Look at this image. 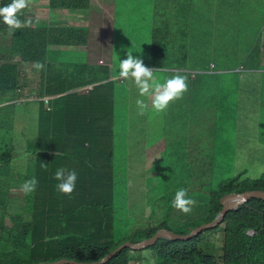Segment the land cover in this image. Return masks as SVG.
Returning a JSON list of instances; mask_svg holds the SVG:
<instances>
[{"label": "trees", "instance_id": "trees-1", "mask_svg": "<svg viewBox=\"0 0 264 264\" xmlns=\"http://www.w3.org/2000/svg\"><path fill=\"white\" fill-rule=\"evenodd\" d=\"M198 1L150 0V7L141 4L138 9L142 12L145 7L149 9L143 25L151 22L149 47H139V54H143L142 59L146 61V66L160 69L158 72L161 82L176 73L188 76V91L179 99L176 107L178 111L185 112L186 116L192 115L202 123L200 140L196 144L194 142L197 153L201 154L202 143H212L211 150L214 152L218 140L225 138L230 131L229 119H237L241 114H237L230 107L232 101L229 94L233 89L227 91L228 88L223 84L220 85L221 91L219 84L211 78L228 72L219 71L210 57V43L206 46L203 44L209 37L212 18L210 11H205ZM11 2L12 0H1L0 8ZM226 3L228 2L225 1L221 7H225ZM209 6L214 7V4ZM49 9L60 10L64 14L89 11L97 14L92 17L94 21H105L107 10L112 11V14L116 12L115 0L112 3L109 0H49ZM28 10H22V15L18 13L21 20L31 19L29 14L33 9L29 12ZM38 11L34 9L33 14ZM32 20L30 27L10 29L0 17V33L9 31L11 37L8 45L11 50L0 51V264H33L63 258L95 262L127 240L137 242L153 236L160 228H168L164 223L163 208H173L174 196L172 198L168 192L166 196L161 195L166 198L165 202L156 198L152 204L148 225L132 231L125 229L126 225L120 224L117 227V212L122 205L115 204L116 192L119 190L116 185L115 156L125 145L122 149L118 148L117 140L122 139V130L121 133L117 130V125L120 126L121 123L116 119L123 113L118 104L123 91L127 93V88H120L117 81L109 80L111 62L108 58L109 63H96L95 66L76 65L73 61H68L74 51H68V59H65L67 56L51 58L50 53L54 50L50 48V44L53 42L70 44L78 41L92 44L91 25L51 26L47 21L38 23ZM202 22L208 27V32ZM255 22V14L240 29L225 21L221 25L223 34L216 41L218 45L224 43L230 51L238 53L237 48L244 51L238 56L240 59L236 66H243V69L236 71L241 76L232 79L238 84L239 80H245V88L240 93L244 100L253 99L259 91L253 74H258V71L264 73V65H259L260 57L264 56L261 42L264 29L261 26L251 27ZM187 30L190 33L185 38L184 33ZM251 36L258 39L257 43L242 46ZM92 46L95 51L87 48L88 58L92 61L104 60V53L108 51L109 54L111 49L109 45L110 48L94 43ZM203 46L205 47L202 48ZM14 58L17 59L16 62H13ZM27 61L33 64L41 62L45 66L46 75L41 80L42 87L47 95L54 98L47 104L42 103L37 134L28 141L26 155L29 154V157L25 156V160L21 161L24 163V170H16L18 164H13L16 158L10 147L11 143L4 141L8 132L14 130L5 125H13L15 120L17 104L12 101L16 99L18 68ZM198 66L204 71H196L193 76L185 70L187 67L197 70ZM172 68H184V71ZM86 85L93 86L91 89H81ZM5 102L8 103L2 104ZM229 111H232V116ZM167 129L169 132L171 127L167 126ZM233 133L238 132L235 129ZM245 141L241 140L244 147ZM248 153L250 152L247 150L246 154ZM233 157L238 160L235 174L219 182L218 189L206 194L208 217L205 222L213 220L222 209L221 198L224 195L249 189L264 190V172L258 177H250L249 170L242 163V156L237 154ZM166 160L169 161L167 158ZM44 164L47 166L44 167ZM58 168L75 170L78 174L76 189L71 197L60 193L56 188L59 181L54 176ZM187 168L182 176H191L192 181L182 178L175 180V183L179 189L192 191L191 186L194 182L198 183V176L193 165L192 172ZM198 172L201 174V170L198 169ZM33 176L38 180V186L34 193L27 195L21 190V185ZM163 176L172 178L174 175L167 172ZM14 199L20 200L23 206L21 212L14 209ZM253 200L255 199L248 203ZM248 203L229 212L224 221L244 210ZM143 206L145 205L141 202L139 207ZM124 207V211L130 216L129 221L133 220V215H137L135 206ZM141 216L138 213L137 217ZM214 229L205 230L190 240L159 239L143 250L127 247L117 252L105 264H151L152 260L155 264H225L224 247L220 253L222 255L219 256L213 255L209 243H200L205 234ZM238 229L240 225L233 228V232ZM121 231L125 236L129 232V236L125 239L118 238L117 233Z\"/></svg>", "mask_w": 264, "mask_h": 264}, {"label": "rangeland", "instance_id": "rangeland-1", "mask_svg": "<svg viewBox=\"0 0 264 264\" xmlns=\"http://www.w3.org/2000/svg\"><path fill=\"white\" fill-rule=\"evenodd\" d=\"M109 1L112 3L113 0ZM225 1L228 3L222 8L221 5ZM198 2L201 7L205 8V11H210L212 18L209 37L206 38L203 44L206 46L208 42L210 43V57L217 68L220 69L219 71L228 72L211 78L219 86L225 84L228 88L227 91L233 89L229 94V99L233 104H238L233 105L231 103L230 107L235 109L234 111L237 114H241V117L237 119H229L230 131L225 138L218 140L215 151L211 150L212 143H202L200 145L201 154L197 153V147L194 146L192 140L193 138L196 139L195 144L200 140L202 123L198 122V118L192 115L186 116L185 112L177 110L176 105L179 99L172 102V107L169 106L166 112L157 114L152 111L150 101L139 96L134 82L130 80L122 82L117 78L119 60L127 58L128 49L131 48L134 56L142 58L143 54H139V47L141 45L146 48L149 47L151 22L143 25V19L148 16L149 9L147 10L146 7L151 6L152 2L150 0H115L116 12L112 14V11L107 10L105 21L92 20V17L97 14L89 11L67 12L64 14L54 9L49 10L47 9V0H38L37 2L31 0V4L27 8L29 9L32 6L31 14H27L38 23L47 21L51 26L67 25L69 23L91 25L92 44L78 41H73L70 44L69 42L56 43L51 41L53 43L50 42V48L54 52L50 53V56L53 59L58 58L61 51L63 56L67 50L78 49L68 61L76 60L78 57L85 55L86 52L87 55L89 54L88 47L95 51L92 46L93 43L95 45L99 44L101 47H111L109 54L108 51L104 53L105 63L108 62L107 58L111 62V79H115L118 82L117 86L120 88H127V93L123 91L118 104L123 113L121 117L116 119L117 122L121 123L120 126L117 125V130L119 129V133L122 130V139L117 140L118 148L122 149L125 145V148L118 151L115 156L116 185L119 188L116 192L115 204L120 203L122 205V208L117 212V227L120 224L126 225L125 229L128 228L132 231L135 228L148 225L150 223L149 217L152 215V204L156 198H161L165 202L166 198L162 196L164 194L166 196V192L170 193L173 198L177 191L175 189H179L175 180L184 178L192 181L191 176H182V173L188 169L187 167L192 172V165L197 173L198 180L196 179V181L198 183L193 181L195 185L191 186L193 190L188 189L189 196L196 201L191 213L184 214L174 208H163L165 209L163 211L165 225L169 230L178 234H188L196 227L206 223L205 219L208 217L205 203L206 194L213 189H218L219 182H223L235 174L238 168V160L233 157L234 155L242 156V163L245 164V169L249 170L248 176L258 177L264 172V73L258 71V74H253L255 84L259 89L253 99H242L240 93L241 89L245 88V80H239L238 84L232 79L241 76V74H236L239 69L236 66L239 64L240 57L238 58V56L243 54L244 51L237 48L238 53L233 52L228 50L224 43L218 45L216 42L223 34L221 25L225 21L233 23L234 27L240 29L244 26V22L255 14L256 22L251 27H262L264 25V0H199ZM141 4L146 5L143 12L138 9ZM209 4H214V7L209 6ZM37 6H39L38 10L42 13L41 15H38L37 12L36 15L33 14ZM105 8L108 9V7ZM56 12H59V14L56 15ZM49 14L51 15L49 16ZM201 24L208 32V27L204 25V22ZM195 31H197V27ZM189 33V30L185 31V38L189 36ZM257 41L258 39L251 36L242 46L257 43ZM261 42L264 53L263 33ZM1 50L10 51L11 48L6 43H0ZM65 59H68V56ZM263 59L264 56H261L259 65L261 63L264 65ZM16 61L15 58L13 62ZM144 63L147 65L146 61ZM234 67H236L235 71L233 70ZM18 69L15 120L13 125L7 123L5 125V127L13 128L14 131L8 132L4 141L7 140V143H11L10 147L16 158L13 164H18L15 169L24 170V163L21 161L25 160V156L29 157V154L26 155L28 141L37 134L41 107L39 100H32L27 104H23L25 101L24 96L31 89V95L43 91L42 82L39 79L43 77L45 70H37L35 64L28 61L20 64ZM172 69L184 71V68ZM185 70L190 73L191 71H204L201 66H198L197 70L191 67H187ZM154 75L158 79L161 78L158 71ZM22 82L26 84L30 82L31 86L22 85ZM19 88H21L24 96L18 94ZM138 98L145 99L150 105L149 110L143 116L138 115L135 103ZM229 112L232 116V111ZM167 126L171 127L169 132ZM235 129L238 132L236 134L233 133ZM163 131L166 133V139L164 140L159 139L160 135L161 137L164 136ZM3 132L5 131L3 130ZM203 138L201 134V139ZM243 139L246 140L245 147L241 142ZM247 150L250 153L246 154ZM249 165H253V167L250 168ZM198 169L201 170L202 175L199 174ZM167 172L174 176L165 178L163 173L166 174ZM13 184L16 183L13 182ZM12 202L14 203V209L21 212L23 206L20 204V200L14 199ZM141 202L145 206L139 207ZM125 205L128 207L135 206L137 215L140 213L142 216L138 218L134 214L133 220L129 221L130 216L124 211ZM239 225L242 228L233 232V228ZM125 229L122 231H125ZM122 231L117 233L118 238L125 239L129 236L128 231V236H125ZM204 242L209 243V248L213 249V255H222L220 253L222 247H224L223 260L225 264H264V200L255 199L248 203L244 210L223 221L216 229L207 232L203 240H200L202 245H207ZM145 252L148 251L145 250Z\"/></svg>", "mask_w": 264, "mask_h": 264}, {"label": "clouds", "instance_id": "clouds-1", "mask_svg": "<svg viewBox=\"0 0 264 264\" xmlns=\"http://www.w3.org/2000/svg\"><path fill=\"white\" fill-rule=\"evenodd\" d=\"M47 1H48V9H49V0ZM30 4H31V0H12L10 4L0 8V17L3 18V22L6 25H8L10 29H20L22 26L30 27L33 24V20L32 19L21 20L20 15H18V13L22 15V10L28 8ZM262 28L264 29V26L261 27V29ZM0 40H1L0 43H6L7 45H10L11 43L10 32L9 31L6 32L4 30L3 33H0ZM88 57L89 55H87L86 52L85 55L78 57L76 60L73 59L72 61L76 65L88 64L90 66H95L96 63L100 65L106 64L105 60L103 59L92 61L91 58ZM34 64L37 70H41V69L45 70V74L43 75V77H45L46 75L45 66L41 62H36ZM152 68L153 67L146 66L142 58L134 56L133 51H131L130 48L127 50V58L123 60H119V65H118L119 71L117 78L122 80H130L134 82L135 86L138 89L139 96L147 98V100L150 101L152 111L159 114L166 112L172 102L183 98L184 94L188 91V83H187L188 76L186 74L176 73L171 78L165 80L164 82H161L154 75V73L159 71L160 69H152ZM239 69H243V66H240ZM195 73L196 71L194 72L191 71L192 75H194ZM26 75L29 76L28 74ZM42 78H40L39 80L41 81ZM109 80H115V79H111V75H110ZM22 85L31 86V83L29 82L28 84H26L25 82H22ZM92 86L93 85H86L81 89H91ZM31 92L32 89L29 93L25 94L24 96L21 88L18 89V94L25 97V101L23 102V104H27L32 100H37V101L39 100L42 106V103L47 104L51 99L54 98V96L47 95L44 89L43 91H38L35 95H31L32 94ZM12 102H16V99L13 100ZM135 103L137 106L138 115L143 116L149 110L150 105L148 102H146L145 99L138 98ZM2 104H7V102ZM159 137H160L159 139H161V135ZM164 139H166V134H164V137H162V140ZM195 140L196 139L193 138L192 142L194 143ZM43 166L46 167L47 164H44ZM54 179L59 181V183L56 185L57 190L60 193H63L71 197L72 193L76 189V183L78 179L77 172L75 170H70L67 168H58L57 171L55 172ZM37 186H38V180L36 179L35 176H33L27 179L21 185V190L25 194L31 195L36 191ZM232 193H238V192H232ZM195 205H196V201L189 196L188 189L180 188L175 192L174 198L172 200L173 208L181 211L184 214H189L191 213ZM151 264H155V261L152 260Z\"/></svg>", "mask_w": 264, "mask_h": 264}, {"label": "water", "instance_id": "water-1", "mask_svg": "<svg viewBox=\"0 0 264 264\" xmlns=\"http://www.w3.org/2000/svg\"><path fill=\"white\" fill-rule=\"evenodd\" d=\"M251 199L264 200V190L249 189L243 192L231 193L225 195L224 197L221 198L222 209L219 211L216 217L212 221L196 227L188 234H178L169 230L168 228H160L151 237L144 238L137 242H132L130 240L125 241L116 249L110 251L102 259L95 262H82L74 259L63 258L57 261H50V262L42 261L33 264H105L109 260H111L117 254V252L127 247L134 250H143L148 248L149 246L154 245L159 239L190 240L194 236L202 233L204 230L213 229L219 226L225 220V217L229 212L237 210L239 207L249 202Z\"/></svg>", "mask_w": 264, "mask_h": 264}, {"label": "crops", "instance_id": "crops-1", "mask_svg": "<svg viewBox=\"0 0 264 264\" xmlns=\"http://www.w3.org/2000/svg\"><path fill=\"white\" fill-rule=\"evenodd\" d=\"M34 1L37 2L38 0H34ZM38 7H39V6H37V9H38ZM31 8H32V7H31ZM31 8H29L28 12L31 10ZM47 9H48V6H47ZM56 11L61 12L60 10H56ZM59 12H58V13L56 12V15H58ZM37 14H38V15H41L42 13L38 11ZM35 15H36V13H35ZM50 15H51V14H49V16H50ZM69 24L73 25V23H69ZM68 51H73V49L65 51V54H64L63 56H62V51H61V55H60L58 58H60L61 56H62L61 58H65V57L67 56ZM76 51H78V49L75 50L74 52H76ZM72 57H73V55H72ZM72 59H73V58H72ZM163 134H166V133L163 132ZM163 137H164V136H163ZM161 139H162V137H161Z\"/></svg>", "mask_w": 264, "mask_h": 264}, {"label": "bare ground", "instance_id": "bare-ground-1", "mask_svg": "<svg viewBox=\"0 0 264 264\" xmlns=\"http://www.w3.org/2000/svg\"><path fill=\"white\" fill-rule=\"evenodd\" d=\"M251 233H253V231H251Z\"/></svg>", "mask_w": 264, "mask_h": 264}]
</instances>
